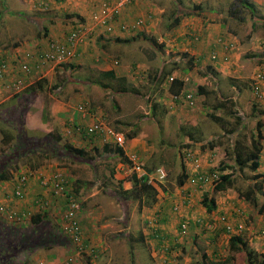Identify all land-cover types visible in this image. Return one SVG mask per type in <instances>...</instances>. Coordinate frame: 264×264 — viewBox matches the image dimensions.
Instances as JSON below:
<instances>
[{
	"label": "rangeland",
	"instance_id": "obj_1",
	"mask_svg": "<svg viewBox=\"0 0 264 264\" xmlns=\"http://www.w3.org/2000/svg\"><path fill=\"white\" fill-rule=\"evenodd\" d=\"M100 1L0 0V53L3 49L8 52L11 48L16 47L25 50L27 46H34L33 43L41 39L46 42L45 32H50L49 28H53V25H58L64 36L75 25L74 20H77L76 24H78L80 23L78 20L82 18V24L91 28V12ZM42 2L47 3V10L35 8V4L43 5ZM235 2L237 1L138 0L140 8L138 7L137 10L131 12L123 11L121 14V16L124 15L121 18L123 21H131L137 15L151 14L147 25L138 30L137 38L130 39V41H115L114 39H107L112 37L104 36L105 33L102 32V29L93 27L87 30L85 40L87 39L89 44L85 45L92 49L91 59L85 60L82 64H75V62L71 64L67 61L69 63L62 64L64 65L63 68L56 66V71L53 70L57 77L56 82L48 83L47 81V83H43V88L48 89L50 93L46 91L45 98L51 95V99L52 97L55 99L72 97V100L78 101L80 100L77 99L78 96L82 97L86 94L90 97L91 95L94 104H101L106 122H110L112 128L125 134L126 141L123 149L129 142V140L127 141V134L133 131H136L137 135L139 133L140 144L147 147V150L143 157L135 152L129 155H135L136 163L141 164L146 170L151 169V172L155 168H163L166 177L161 182V186L168 194L173 193L172 189L177 187L182 166L184 167L185 163L194 164L193 159L191 161L189 158L197 159L200 167L205 171L225 164V169L221 172L222 174H231L232 185H228L221 191H215L214 195L219 194L225 200L234 199L237 202H243L245 211H247V217L244 218L246 226L256 231L258 224L253 222L252 217L257 214L256 211L260 210V206L264 202V177H256V175H263V163L256 170H252L248 166L239 169L234 162V151L252 149L251 135L255 130L256 121L264 116V79L260 83L262 87L260 88L259 99L254 98L252 90L256 81V73L261 69L264 70V25L263 19L260 20L264 16V4L261 9L255 5V12L258 17L252 26L250 11L246 8H238ZM194 4L201 6L202 11L206 12L207 16L214 17L215 22H219L225 27L228 25L229 32H234L241 41L240 46H233L228 52L223 50L221 46H215V59L209 57L211 46H203L202 54L206 63H195L190 67L188 59L192 53L188 50L184 51L183 46L186 45L179 43L178 37H181L180 34L183 30L180 26L184 20L182 12L190 9ZM68 14H78L79 17H67ZM175 17H180V24L172 27L170 22ZM207 22H210V19H207ZM150 39L155 40V46H161L159 51L152 47ZM36 46H41V44L38 43ZM103 52H106L112 61L119 60L118 65L121 64L125 67L124 71L127 72L125 81L101 76L99 66L104 60H100L104 56ZM95 59L99 61H94ZM92 61L94 63H91ZM171 75L184 77L182 79L185 80V89L194 92V106H189L183 101H180L181 103L172 100L171 103L169 102L171 98L167 83ZM40 76L42 74L38 73L34 79L38 80ZM63 81H66L64 85H62ZM54 84H56L55 87ZM103 84L105 85L103 86ZM122 88H125L126 91H123ZM23 89L24 87L19 91L11 89L9 92H5V95H16L11 99L15 97L17 99L18 93ZM32 96L33 94L27 96L28 100ZM41 96L44 97L43 94ZM9 102L11 103V101ZM219 102H221L220 106L218 105ZM106 113H111L114 121L111 120L110 114L106 115ZM210 114L217 116L220 120H213ZM196 119L198 120V127L192 125ZM50 126L56 131L55 121H50ZM262 132V143L264 144V126ZM70 134L71 132L68 135ZM43 137H45L44 134L38 133L30 141L36 142ZM28 147L33 150L32 157L29 158V163L32 164L31 168H36L40 163L57 164L59 167L67 166L72 171L81 170V175L88 177L87 179L81 178L85 183L82 184L85 188L82 187L83 190L79 192L78 199L80 201L83 202L86 197V186L91 191L95 189L93 191L96 194L92 196V201L96 197L97 201H102V197L123 201L108 202L111 207L112 204L115 205L112 207L115 211L112 212L116 217L112 219L116 220L117 217L124 219V222L114 224L116 226L114 231L123 233V236L126 235L124 242L116 246L118 250L116 254L117 264H145L146 256L142 254L144 250L137 236L145 224L146 207L160 199L156 197L152 202L146 201L145 193L141 192L140 202H137V200L134 201L136 193H132L133 190H130L128 194L125 193L126 196L123 194L122 197L124 198L121 197L120 193H117L115 184L117 181L112 182L110 171L116 172L114 167L118 156L108 155L112 152L115 153L112 148L116 147L112 146L111 153L102 154L100 149L90 152L84 151V160H87V156L92 158L90 163L86 164L81 158H79L78 164L72 163L71 160L60 159L58 156H54L51 151H47L49 158H45L43 153L46 151V147L42 146L40 150L37 146L35 149L34 144H28ZM35 150L36 155L34 156ZM14 162V159L9 161L10 165L15 164ZM181 163L183 164L181 165ZM21 164L16 163V166ZM120 166L125 168L127 176L132 174L127 163L126 165L125 163L120 164ZM188 166L186 165V167ZM192 166L194 167V165ZM12 168L15 170L14 167ZM89 172H92L93 176L89 175ZM250 187H253L254 192L249 199H245L243 193ZM203 189V192H207L208 195L213 194L211 192L213 184H206ZM253 199L256 205L253 203ZM128 200L132 202H128ZM82 202H80L81 206ZM84 203L87 205L94 204L92 209L104 206V202ZM95 204H97L96 208ZM59 208V203L50 205L49 213H47L49 217L47 220L48 227L51 228L52 225L62 227L59 218L62 210L60 211ZM116 211H118V216ZM122 212L124 215L120 214ZM95 213L97 214L92 219L97 222V227H99L108 214L105 213V210L102 214L100 211H95ZM111 214L109 213V216ZM93 224L95 225V223ZM47 226V230H52L48 229ZM247 229L243 234L249 231ZM56 231L62 239L64 236L61 235L58 228ZM134 234H136L135 237ZM68 244L67 242L55 243L53 248H48L45 252L58 257L59 260L55 262L56 264H115L104 258L98 259V256L91 259V262L86 259L85 255L75 254L71 249L68 253ZM206 249V240L197 239L194 249L190 253L195 260L193 261L194 264H198L197 261H203L202 254L206 253ZM222 249L225 256L230 254L226 244L223 245ZM100 250L102 248H98V255ZM46 255L34 257L35 263L46 264ZM234 255L235 259L231 260L232 264H244L238 253H234ZM70 257L73 260L69 262L68 258ZM132 259L133 261H131ZM204 261L207 264H213L211 262L215 260L207 258ZM50 262L52 263L49 264H54L53 260Z\"/></svg>",
	"mask_w": 264,
	"mask_h": 264
},
{
	"label": "crops",
	"instance_id": "obj_2",
	"mask_svg": "<svg viewBox=\"0 0 264 264\" xmlns=\"http://www.w3.org/2000/svg\"><path fill=\"white\" fill-rule=\"evenodd\" d=\"M252 1H254V5H257V8L261 9L263 7L264 0ZM138 5L139 3H134L131 6L127 5L123 11H135L138 7L140 8ZM206 14L207 13H203L199 16L189 15L188 17L184 18L180 25L183 28L180 34L181 39L178 37L180 40L179 43L186 45L183 46L184 51L188 50L190 53H192L190 55L191 57L193 55L196 56L198 63H206L202 54V51L204 50L203 46H220V39L232 41L235 46H240L239 43L241 41L238 35H236L234 32H229L228 25L225 27L224 25L219 24V22H215L214 17L207 16ZM122 17H124V15ZM207 19H210V22H207ZM262 19L264 25V16L260 18V20ZM49 30L50 32H48L45 37L46 42L44 39H41L40 41L33 43L34 46H27L25 50H21L20 47H16L14 49L11 48L8 52H5L3 49L2 53H0V62L4 58L8 59L7 72L4 77L0 79V205L5 206L6 213L11 212L12 210H31V208L34 206V204H31V202H37L36 200L38 198H47L53 203L62 202L60 199L52 195L50 183L47 186L42 185L39 178L42 175L40 174H44L43 176L45 177V175H49L53 170H59L66 176L71 187L73 185L74 187L77 186L79 191L83 190L82 187H84L83 185L85 184L81 178H88L84 175H81V170L72 171L67 166L59 167L57 164L48 165L47 163H40L36 168H31L30 166L32 164L29 163V158L32 157L33 150L28 147V144H33L30 140L37 136L38 133L44 135L49 133L59 134L62 136V142L67 144V149L72 147L82 149L86 152L100 149V152L103 154L111 153V148L114 146L111 142H107V140H105L101 134L96 133L94 135H88L85 133V128L87 126L98 121H101L111 127L110 122H108L109 124L106 122L104 117L105 113L102 110L101 104H94L91 99V95L90 97L86 96V94L82 97L78 96L77 99H80L78 101L72 100V97H63L57 99L52 97L51 99V95L45 98L47 94L46 91L49 93V90L43 87L40 88V86L37 85V81L43 78L47 79L48 83L56 82L57 77L53 70L56 69V66H58L57 68L64 67V65H55L54 63L48 62L40 63L37 61L41 51L46 49L47 39L50 40L51 38H54L57 40H64L66 37L58 25H53V28L50 27ZM190 31L200 34V38L196 37L197 41L191 40L190 37L192 35L187 34ZM111 34L113 36L120 37L127 35L120 31H114ZM38 43L41 44V46H36ZM85 44L88 45L89 43L86 42ZM85 44L77 48L78 53L74 58L69 60L71 64L74 62L75 64H82L85 60L88 61L91 59L92 49L90 46ZM257 46L259 45L257 44ZM109 47L111 48L112 46ZM28 53L32 54L33 59L28 62L30 64V70L28 72H23L20 69V64L24 60H27L26 55ZM103 55L104 56H102L100 60H104L99 66L101 69V76L108 78V75L113 73V79L118 81L124 80L127 76V72L124 71L125 67H123L121 64L118 65L119 60L112 61L111 57H109L106 52H103ZM94 61L99 60L95 59ZM94 61L91 63H94ZM143 69L145 68L143 67ZM38 73H41L42 76L36 80L34 79V76ZM17 79H23L26 86H24V89L18 93L19 95L17 96V99L16 97L11 99V97L16 95L6 96L5 92H9L11 89H13V83ZM68 81L70 80L68 79ZM65 82L66 81H63L62 85H64ZM105 84H103V86ZM13 90L16 91L15 89ZM31 94H33V96L30 100H28L27 96H30ZM41 94H43L44 97H42ZM171 97L172 95L170 94V98ZM171 99H169L170 103ZM9 101H11V103ZM80 104H85L86 106L84 107L83 111L78 109ZM114 110L116 109L114 108ZM108 114H110V118H112V114L106 113V115ZM113 119L114 118L111 120ZM50 121L56 122V131L51 128ZM197 121V119L195 122L193 121L194 123L192 125L198 127ZM68 125H71L72 130L68 131ZM76 127L80 128V131H77L75 129ZM70 132L71 134L68 135ZM139 139V133L138 135L127 139L129 142L123 149L126 155L129 156L130 153L135 152L139 156H144V152L147 150V147L140 144ZM57 146L62 147V151L57 152V156L60 159H65L66 161L71 160L72 163L76 164L79 163V158L83 159L82 161H84L85 164L90 163L92 160V158H88V156L87 160H84V158L79 154L68 155L66 153V149H63V145H61L59 142H57ZM105 146H108V149H104ZM112 149L115 151V153L112 152V154L108 155L119 157H117L118 160L114 167L116 172H113L112 170L110 171L112 174V182L117 181L115 182L117 186V193H120L122 197L123 194L126 196L130 190H133L132 193H136L134 201L137 200V202H140L139 187L133 186L131 174L130 176H127L125 168L120 166V164H123L125 160L120 159L116 148ZM263 151L264 149L262 150V156ZM43 154H45V158H49L47 156L49 155L47 151H45ZM33 155H36V150ZM12 159H14L15 164L10 165L9 161ZM16 160L19 162H16ZM16 163L22 164L20 166H16ZM186 165L189 166L186 167ZM27 166L29 167L27 168ZM12 167H14L15 170ZM184 170L187 172L188 177L195 171L192 164L188 163H185ZM27 172H33V175L28 179L27 183L23 187V196L21 198L14 197L13 190L15 189L17 183V177L19 176L18 174H25ZM89 175L93 176V173L89 172ZM188 179L189 178H187L181 186L177 184V187L172 189L173 193L170 192L169 194L168 192L164 191L161 185L154 184L152 186L156 191L153 200H155L156 197L160 200L146 207V218H144L145 224L137 236L140 239V245L144 250L142 254H145L146 256L145 264H194L193 261L195 260L191 257L190 253L192 249H194L195 242L199 238L206 240V253H203L202 255L205 256V260H207V258H210L211 260L214 259L215 261L211 262L213 264H222V262L225 261L227 257L237 253L230 250L231 234L225 231L224 223L221 221V217H224L228 222L231 223L244 221V218L247 217V211H245L246 209L244 208L243 202H237V200L235 201L234 199L225 200L219 194H215L213 196L215 200V208L212 211H207L206 207L202 205V199L206 196L210 198L211 194L208 195L207 192H203V187L205 188V185L191 184ZM92 191L86 186V197L82 202V206L78 215L84 238L88 242V245L94 246L95 249L98 250V248H102V250H100V254L98 255V259L104 258L108 262H114L117 264L116 254L118 250L116 249V246L121 245L124 242L126 235L123 236V233L114 231L116 228L114 224L124 222V219L122 217H117L116 220L112 219L116 217L113 215L114 212H112L115 211L112 209V207L115 205L112 204L111 207L108 202L123 201L120 199L119 201L110 200L109 197H102V201H97L96 197L95 200L92 201V196L96 194L95 191ZM84 202H104V206H99L97 209H92V205L94 204L87 205ZM128 202L132 201L128 200ZM96 207L97 204H95V208ZM175 207H177V209H174ZM104 210L108 216H106L103 224L97 227V222L93 220L92 217L97 214L95 211H100L102 214L104 213ZM256 212L257 214H252V219L254 220L253 222L255 224H258L256 227L258 229L264 227V215L263 211L261 210H257ZM109 213H112L111 216H109ZM116 213L118 216V211H116ZM120 214L124 215L123 212ZM185 219L189 221V224L187 235L183 236L181 235L178 227L179 224ZM93 223H95V225ZM248 230V232H245L244 234L242 233L240 235L247 242L246 244L248 245V248L257 251L258 254L264 257V239L260 235L256 234L253 228L248 227ZM135 236L136 234H134V237ZM225 244L227 245V250L229 251L228 253H230L227 256H225V252L222 249L223 245ZM67 250L68 253H70V249L68 248ZM38 255H46V264L52 263L50 262L51 260H53L54 264H56L55 262L59 260L58 257L54 256V254H48L45 251L39 252ZM91 259L94 258L90 257L88 260L91 261ZM131 261H133V259ZM197 262L198 264H202V262L205 261L200 260Z\"/></svg>",
	"mask_w": 264,
	"mask_h": 264
},
{
	"label": "trees",
	"instance_id": "obj_3",
	"mask_svg": "<svg viewBox=\"0 0 264 264\" xmlns=\"http://www.w3.org/2000/svg\"><path fill=\"white\" fill-rule=\"evenodd\" d=\"M58 1L63 2L64 0H61V1L58 0ZM102 1H104V0H101L100 2H102ZM236 1L237 2H235V5H237L238 8H246L250 11V14L252 15L251 25L254 26V23L256 22V18L258 17L256 12H255V5L251 2H249L248 0H236ZM42 3H44V2H42ZM134 3H138V0L130 2L128 5L131 6ZM45 4H47V3H45ZM34 6L37 9H43V10L48 9L47 5L45 6L42 4L41 5L35 4ZM181 9L183 10V8H181ZM127 11H129V10H127ZM148 13H150V12H148ZM203 13H206V12L202 11V7L197 5V4H194V5H192V7L190 9L184 10L182 12V15L184 16L183 18H186L189 15L199 16ZM68 16L79 17L78 14H68L67 17ZM147 16H151V14L146 13L144 15H137L134 18H132V20H136L140 17H147ZM148 19L149 18L146 19L143 27L139 28L138 30L143 29L147 25V23L149 21ZM76 21L77 20H74L75 25H76ZM78 21L80 22L78 24H82V22H83L82 18ZM179 24H180V17H175V18L171 19L170 26L175 27ZM75 25H73L72 28L68 31V34L66 35L64 40H57V39L56 40L60 41V42H64L66 40L67 36L69 35V33H71L74 29H76L78 27ZM113 30L116 32L120 31V32L127 34L123 37H120V36H113L109 32L108 33V35H110L109 37H112L115 41H130V39L137 38V35L139 33L138 30H136L134 32H132V31H125L124 32L119 28V23H117V25L114 27ZM187 34L192 35L190 37V39L194 40V41H197L196 37L200 38V34H198L197 32H194V31H190ZM46 35H47V33L45 32V36ZM106 35H107V32H105L104 36H106ZM150 41H151L152 47L156 48V50L159 51L161 46H159V45L155 46L156 42L154 39H150ZM47 42H48V40H47ZM46 46H47V44H46ZM215 48H216L215 46L210 47V54H209L210 59L216 58V55L214 54ZM42 52L43 51H41V53ZM213 55H215V56L213 57ZM188 61H189L190 67L192 66V64L198 63V60H197L196 56H194V55L192 57H190L188 59ZM63 64H65V63H63ZM58 65H62V64H58ZM261 72L263 73V71H261ZM112 75H113V73H110L108 75L109 76L108 78H112ZM154 78H155V76H154ZM120 81H125V79L120 80ZM43 83H47V79L43 78V79L37 81V85L40 86V88L43 87ZM255 85H258L259 92H257V93H260V91H261L260 88L262 87L261 84L260 83L256 84V81H255L254 87H255ZM55 86H56V84H54V87ZM184 86H185V81L181 77H174L172 81L168 82V91L170 92L171 95H180L183 90L184 91L186 90ZM254 87L252 90L254 93V98L257 100V98L259 99V97L257 94H255ZM122 89H123V91H126L125 88H122ZM83 105L85 106V104H83ZM218 105L220 106L221 102H219ZM254 109L255 108L253 107V110ZM210 117L213 120H220V118H218L217 116H214L213 114H210ZM262 117L263 118L258 119L256 121L255 130L251 135V147H252V149H250L249 151H243L241 149L234 151V153H235L234 154V162H235L236 167H238L239 169H242L244 166H248L252 170H256L260 166V164L262 163L261 156H262V150L264 149V145L262 143V139H263L262 127L264 126V116H262ZM136 135H137V132L133 131V132L127 134V139H130ZM61 139L62 138L59 134L49 133V134H46L45 137L40 138L36 142L32 141V143L35 144L39 148V150L42 149V146L46 147V151L53 152L54 156L57 157V155H58L57 152L62 151V147L57 146V142H61L62 141ZM50 143H52V144H50ZM53 143H55V144L53 145ZM61 145H63V149H66V151H67L66 153L68 155L79 154L81 157H84L85 152L82 149L72 148V147L67 149L68 148L67 144L63 143V142H61ZM104 149H108V146H105ZM116 149L118 151L120 159L125 160L124 163L132 164L128 155L125 154L123 148L116 147ZM182 164L183 163H181V165ZM224 167H225V164H222V166H220V167L218 166L217 168H211V169L209 168L207 170L209 172L210 171H217L219 173V178L213 182V190L211 189V192L213 194L211 195V198H208L206 196L202 199V205L206 207L207 211H212L215 208V200L213 197L215 191H221V190L225 189L228 185H232L233 179L231 177V174H228V173L222 174V172H221V171H223V169H225ZM201 170H203V168H201ZM203 171H205V170H203ZM147 172L148 173L151 172V169L148 168ZM137 176L138 175L136 173L131 174V180H132L133 186L139 187L140 194H141V192H143L146 195L147 199H145V200L152 202V200L154 199L155 194H156L155 189L152 187L153 185L147 183V181H146L147 175H142V176H138V177ZM259 176L264 177L261 174L256 175V177H259ZM187 178H188V174L184 170V167L182 166V172L178 177L177 184L179 186H181ZM158 185H161V182H158ZM79 192L80 191L76 187H74V186L71 187V185H70V190L65 189L64 191H62L61 193H59L57 195H55L53 193V191L51 190L52 195L54 197H57L58 199H60L62 201V202H57L60 204L59 209H60V211L62 210V212L66 208V204L69 200V196L74 195V196H77V198H79V196H78ZM253 192H254L253 187H250L249 190H246V192H244L245 194L243 193L244 198L249 199V197L253 194ZM13 196L17 197L14 194V190H13ZM38 199H44V201H46V200L49 201V199H47V198H38ZM78 200L80 201V199H78ZM49 202H50V205L53 204V202H51V200ZM80 202H82V201H80ZM253 203L256 205L255 200ZM31 204H34V206L31 208V210L24 209V211H20V210L16 211V213L18 214L17 216L19 218L16 220H14V219L11 220L9 218V216L7 215L8 212L6 213L5 210L0 211V264H36L34 257L41 256V255H38L39 254L38 252L45 251L48 248H53V245L55 243L58 244V243H66L67 242V243H69L68 248L74 252L76 251L75 245L71 242L70 238L66 234L63 227H61V226H55L54 227L52 225L50 228L47 226L48 225L47 220L49 219L47 213H49L48 210H49L50 206L48 208H42V207L40 208L38 206V202H34V201L31 202ZM80 205H81V203H80ZM0 206H4V205H0ZM260 210L261 211L264 210V202H263L262 206H260ZM59 215H60V213H59ZM78 215H79V213L77 214V217H78ZM59 218H61V215ZM181 223L179 224V227H178L179 231H180ZM188 224H189V221H188ZM46 226L48 227V229H52V230H47ZM56 228H58L59 232H61V235L64 236L62 239L60 238V236L57 235L58 233L56 231ZM186 235H187V233L183 234V236H186ZM82 240H83L85 245H88V242L84 238V235H83ZM246 243L247 242L242 238V236L240 234H231L230 250L237 252L242 257V261L244 264H264V257L262 255L258 254L257 251L248 248V245ZM169 249H171V248H169ZM91 254H94V255L89 256L88 254H85L82 252V255H85L86 258H88V259L90 257L96 258L98 256L97 249H95L94 252ZM202 257H203V260H205V256L202 255ZM233 259H235L234 255L227 257L226 260L222 262V264H232V263H230V260H233ZM33 260H34V262H33ZM203 264H206V263L203 262Z\"/></svg>",
	"mask_w": 264,
	"mask_h": 264
},
{
	"label": "built area",
	"instance_id": "obj_4",
	"mask_svg": "<svg viewBox=\"0 0 264 264\" xmlns=\"http://www.w3.org/2000/svg\"><path fill=\"white\" fill-rule=\"evenodd\" d=\"M134 0H104L100 2L96 8L91 12V28H88L85 24H76L75 26H78L76 29H74L69 35L67 36L66 40L64 42L57 41L55 39H50L47 42L46 49L40 54V56L37 58L38 62H48V63H54L55 65L63 64L70 59L74 58L76 56L77 48L79 46H82L87 42L85 40L87 30L92 29L93 27H96L97 29L101 30L102 32L112 33L114 32V27L119 23V28L122 31H136L139 28L143 27L145 24V21L147 18H151V16L147 17H140L136 20L132 21H123L121 20V14L123 12V9ZM41 5V4H40ZM47 5V4H43ZM120 18V19H119ZM148 19V20H149ZM74 26V27H75ZM220 46L223 48V50H226L228 52L235 44L232 41H225L220 39ZM215 55H213L214 57ZM27 60H24L20 64V69L23 72H28L30 64L28 63L31 59H33L32 54L26 55ZM8 69V59L4 58L0 62V79L4 77ZM263 71V73L261 72ZM261 71L257 72L255 75L256 84L261 83L264 79V70L261 69ZM174 76H169L168 82L172 81ZM25 86V81L23 79H17L13 83V89L16 91L22 89ZM255 94L260 97L259 87L258 85H255L254 87ZM173 102L181 103L180 101L186 102L189 106H194V93L191 90H183L180 95H172L171 97ZM84 105L80 104L78 106L79 110H84ZM69 129L68 131L72 130L71 125H68ZM77 131H80V128H75ZM85 133L88 135H94V134H101L107 142H111L116 147H123L124 143L126 141L125 134L119 130H115L114 128L109 127L108 125L104 124L101 121L94 122L93 124L87 126L85 128ZM132 162V164L129 165V170H132V173H136L138 176L147 175V183L148 184H158V182H162L165 177L166 173L165 170L161 167L155 168L152 172H147V170L139 163H136V156L135 155H129L128 156ZM191 161L193 159L192 165H194V172L190 174L188 177L189 182L191 184H213L215 180L219 178V173L217 171H203L201 170V167L198 163V160L195 158H189ZM262 163L264 168V151L262 156ZM196 165V166H195ZM17 177V183L14 189V194L21 198L23 195V187L27 183L28 179L33 175V172H27L25 174L21 173L18 174ZM40 180L42 185L47 186L49 183L51 184V189L55 195L61 193L65 189L70 190V183L67 180L66 176L63 174V172L59 170H53L49 175L40 174ZM264 175V170H263ZM38 206L41 208H48L50 206L49 201H44V199H38ZM81 208L80 201L78 200L77 196L70 195L69 200L66 204V208L61 213V225L64 228L66 234L70 238L71 242L75 245V254L76 253H85L90 255L94 252L95 248L94 246L85 245L82 238H83V230L80 224V221L77 217V214L79 213ZM174 209H177L175 207ZM0 210L4 211L5 207L0 206ZM7 215L12 220L19 219L18 214L16 211L8 212ZM264 215V210H263ZM221 221L224 223V228L227 233L230 234H242L248 227L246 226L245 221H240L236 223L228 222L224 217H221ZM188 229V220H184L180 225V233L181 235L186 234ZM248 230V229H247ZM256 234L260 235L264 239V227L258 228L255 231ZM94 258V257H92ZM73 258H68V261H72ZM41 264V263H38Z\"/></svg>",
	"mask_w": 264,
	"mask_h": 264
},
{
	"label": "clouds",
	"instance_id": "obj_5",
	"mask_svg": "<svg viewBox=\"0 0 264 264\" xmlns=\"http://www.w3.org/2000/svg\"><path fill=\"white\" fill-rule=\"evenodd\" d=\"M105 35V34H104ZM107 37H109L110 35H108V33H107V35H106ZM51 39H54V38H51ZM49 40V39H48ZM56 40V39H55ZM122 132V131H121Z\"/></svg>",
	"mask_w": 264,
	"mask_h": 264
}]
</instances>
